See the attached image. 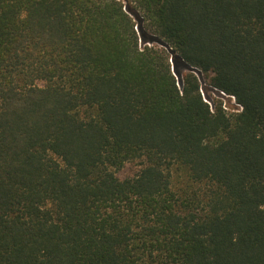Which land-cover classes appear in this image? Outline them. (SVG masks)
Here are the masks:
<instances>
[{"label": "trees", "instance_id": "1", "mask_svg": "<svg viewBox=\"0 0 264 264\" xmlns=\"http://www.w3.org/2000/svg\"><path fill=\"white\" fill-rule=\"evenodd\" d=\"M0 264H264V0H0Z\"/></svg>", "mask_w": 264, "mask_h": 264}, {"label": "rangeland", "instance_id": "2", "mask_svg": "<svg viewBox=\"0 0 264 264\" xmlns=\"http://www.w3.org/2000/svg\"><path fill=\"white\" fill-rule=\"evenodd\" d=\"M123 3L126 5V9H127L128 3L126 1H124ZM155 41H156V44H158L160 47L164 46L161 40L155 39ZM208 94L211 96L212 99L222 101L223 105H225L227 110L232 111L235 109L233 101L231 99H228L227 96H223L220 93L218 94L216 92H211V91Z\"/></svg>", "mask_w": 264, "mask_h": 264}, {"label": "built area", "instance_id": "3", "mask_svg": "<svg viewBox=\"0 0 264 264\" xmlns=\"http://www.w3.org/2000/svg\"><path fill=\"white\" fill-rule=\"evenodd\" d=\"M220 94H222L223 96H226L224 93L220 92ZM228 97V96H227ZM229 98L233 101V104L235 106V109H241L240 105L236 104L235 101H234V98L232 96H229ZM234 109V110H235ZM236 111V110H235ZM238 111V110H237Z\"/></svg>", "mask_w": 264, "mask_h": 264}, {"label": "water", "instance_id": "4", "mask_svg": "<svg viewBox=\"0 0 264 264\" xmlns=\"http://www.w3.org/2000/svg\"><path fill=\"white\" fill-rule=\"evenodd\" d=\"M164 45V44H163Z\"/></svg>", "mask_w": 264, "mask_h": 264}]
</instances>
